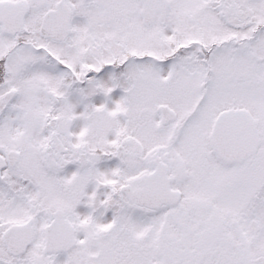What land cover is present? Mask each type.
<instances>
[{
	"label": "snow or ice",
	"instance_id": "obj_1",
	"mask_svg": "<svg viewBox=\"0 0 264 264\" xmlns=\"http://www.w3.org/2000/svg\"><path fill=\"white\" fill-rule=\"evenodd\" d=\"M0 264H264V0H0Z\"/></svg>",
	"mask_w": 264,
	"mask_h": 264
}]
</instances>
